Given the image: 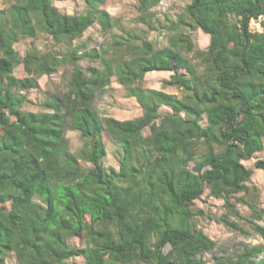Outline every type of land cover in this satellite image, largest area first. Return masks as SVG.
Here are the masks:
<instances>
[{
    "label": "trees",
    "instance_id": "trees-1",
    "mask_svg": "<svg viewBox=\"0 0 264 264\" xmlns=\"http://www.w3.org/2000/svg\"><path fill=\"white\" fill-rule=\"evenodd\" d=\"M84 1L83 13L63 12L52 0H15L0 10V264L11 255L17 264H75L78 256L85 264H205L203 253L223 247L197 228L194 201L209 189L225 199L217 220L243 231L231 196L240 193L251 207L258 197L244 161L264 151V0H190L168 46L127 32L102 51L72 47L95 23L104 32L118 24L101 7L105 0ZM160 1L138 0L141 22L152 24ZM188 27L209 34V46H198ZM39 32L68 48H32L21 57L16 42ZM85 58L101 65L84 68ZM62 64L73 65L67 90L51 93L40 111L25 110L26 93ZM20 65L26 75L16 77ZM149 71H171L163 82L183 95L144 87ZM114 76L141 116L101 115L95 99ZM73 129L83 140L76 151ZM105 136L118 146V168L103 162ZM256 167L264 170V158ZM252 209L249 221L264 239L256 222L264 214ZM75 236L86 244H72ZM213 261L264 264V244Z\"/></svg>",
    "mask_w": 264,
    "mask_h": 264
},
{
    "label": "rangeland",
    "instance_id": "rangeland-1",
    "mask_svg": "<svg viewBox=\"0 0 264 264\" xmlns=\"http://www.w3.org/2000/svg\"><path fill=\"white\" fill-rule=\"evenodd\" d=\"M54 5L66 13H83L87 10V5L84 0H52ZM15 0H0V10L8 11ZM190 0H161L160 3L153 8L154 16L152 24H145L141 22L138 10V0H105L102 8L107 9L117 20L115 28L108 32L101 30L99 23L91 26L82 37L78 38L72 43V47L78 45H85L82 50L102 51L108 49L109 44L113 41L115 33H133L137 35L147 36V38L155 42L156 47H163L169 45L170 36L174 35L176 31L180 30L179 24L181 17H185L186 6ZM178 25V26H177ZM186 27V26H184ZM259 28V25L253 23V29ZM189 28V34L194 42L201 48H207L210 44V36L205 33L201 28ZM139 42V38L136 39ZM65 42H58L54 40L48 33L39 32L36 37L21 38L15 44V48L23 57L29 49L35 48L40 51L57 50L63 51L68 48ZM71 46V45H70ZM84 68L89 67L91 64L100 66L99 61H92L90 58H85L78 62ZM73 65L62 64L58 70L50 75L44 74L40 77L39 88H32L26 94L29 98L28 103L24 105V109L28 111L42 110L41 103L51 94L59 93L67 90V81ZM171 71H149L146 73L142 85L147 88H156L166 92L183 95V91L176 86H166L163 82L171 75ZM16 77L21 75L25 76L23 65L15 68L14 73ZM95 106L104 117H115L120 120L133 119L143 114V110L135 97L129 96L127 88L117 81L116 76L112 78V83L105 93L97 95L95 99ZM162 112L170 111L168 106H162ZM159 121V120H158ZM149 129L144 130L147 135ZM70 138V146L73 151L82 147V139L78 130L73 129L68 131ZM104 141L107 147V155L103 159L104 164L109 166L119 167L117 145L110 137L105 136ZM264 158V151L257 152L251 159L245 160L246 166L253 168L254 174L252 179L248 182L249 185L257 187L258 197L253 202L254 209L261 214H264V170L256 167V162ZM89 165L88 163H84ZM241 194L231 196V200L235 207L244 215L240 219L242 226L245 230H235L225 226L222 222L217 220L227 212L225 206V199L217 198L209 194V189H206L201 198L194 201L192 208L198 212L195 216L196 226L204 230L211 238L217 241V246H222L223 250H218L216 247L212 251L202 254L206 259L205 264H215L214 257L218 254H232L238 253L253 245L264 244V239L260 234L254 232L249 218L252 217L253 207L246 202L240 200ZM249 200L252 197H247ZM251 201V200H250ZM235 219V217H232ZM260 224H264V218L256 220ZM72 244L84 246L86 238L84 236H75L70 239ZM165 250L171 249L170 243L165 245ZM75 264H85L83 257L78 256L72 258ZM9 264H17L16 256L11 255L8 257Z\"/></svg>",
    "mask_w": 264,
    "mask_h": 264
}]
</instances>
